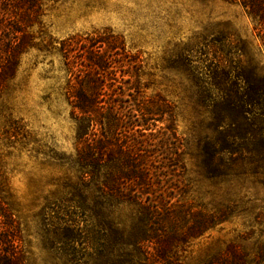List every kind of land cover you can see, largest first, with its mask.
I'll return each instance as SVG.
<instances>
[{
    "label": "rangeland",
    "instance_id": "374dc122",
    "mask_svg": "<svg viewBox=\"0 0 264 264\" xmlns=\"http://www.w3.org/2000/svg\"><path fill=\"white\" fill-rule=\"evenodd\" d=\"M26 30L30 47L0 95V188L18 221L26 264H101L93 260L86 221L74 218L72 232L59 226L58 200L79 176L77 127L59 51L60 41L74 35L122 40L120 68L128 72L124 78L132 76L123 83L129 100L122 110L134 113L139 100L156 96L172 104L183 166L170 180L172 200L227 213L192 241L181 254L183 264H203L230 244L249 261L264 254V180L207 176L199 150L209 134L208 100L198 94V66L211 42L225 45L234 72L255 67L264 75V23L225 0H41ZM155 119L147 127L157 142L171 120Z\"/></svg>",
    "mask_w": 264,
    "mask_h": 264
},
{
    "label": "trees",
    "instance_id": "16d2710c",
    "mask_svg": "<svg viewBox=\"0 0 264 264\" xmlns=\"http://www.w3.org/2000/svg\"><path fill=\"white\" fill-rule=\"evenodd\" d=\"M225 1L239 2L264 23V0ZM40 8L41 0H0V95L15 76L18 56L30 47L26 28ZM216 43L205 52V58H212L202 59L198 66L203 84L198 94L208 100L203 107L209 114V134L199 150L201 167L210 178L264 180V75L255 67L234 72L225 45ZM123 49L122 40L111 34L60 41L68 73L65 94L77 127L74 164L79 176L58 200L59 226L72 232L74 218L86 221L94 262L183 264L181 254L192 241L227 213L172 200L170 180L183 168L181 143L172 127L174 108L156 96L139 100L134 113L131 108L122 110L129 100L122 96L123 83L132 77L124 78L128 72L120 68ZM164 115L171 123L154 142L147 124ZM263 255L249 261L230 244L203 264H264ZM0 264H26L20 227L1 188Z\"/></svg>",
    "mask_w": 264,
    "mask_h": 264
}]
</instances>
